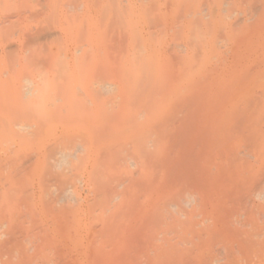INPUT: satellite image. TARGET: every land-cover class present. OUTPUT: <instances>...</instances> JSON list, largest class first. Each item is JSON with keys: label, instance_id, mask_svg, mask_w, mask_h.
Here are the masks:
<instances>
[{"label": "rangeland", "instance_id": "rangeland-1", "mask_svg": "<svg viewBox=\"0 0 264 264\" xmlns=\"http://www.w3.org/2000/svg\"><path fill=\"white\" fill-rule=\"evenodd\" d=\"M0 264H264V0H0Z\"/></svg>", "mask_w": 264, "mask_h": 264}, {"label": "bare ground", "instance_id": "bare-ground-1", "mask_svg": "<svg viewBox=\"0 0 264 264\" xmlns=\"http://www.w3.org/2000/svg\"><path fill=\"white\" fill-rule=\"evenodd\" d=\"M228 54H229V53H228ZM228 54H227V56H229ZM225 56H226V55H225ZM231 57H234V56H231ZM223 67H224V66H223ZM212 71H214V70H212ZM64 155H65V154H63V156H64ZM61 156H62V155H61ZM178 179H179V178H178ZM180 179H181V177H180ZM204 188H205V187H204ZM196 195L200 196L199 194H196ZM192 197H194V196H192ZM192 197H191V198H192ZM206 197L211 198V196H209V195L206 196ZM206 197H204V198H206ZM196 198H197V197H196ZM198 199L201 201V198H200V197H199ZM204 201H206V200L204 199ZM204 201H203V202H204ZM190 202H191V201H190ZM203 202H202V203H203ZM206 202H207V201H206ZM208 202H209V201H208ZM208 202H207V203H208ZM194 203H195V200H194ZM198 203H199V204H198ZM198 203H197V201H196V204H198V206L196 205V208H198L199 205H201V207H202V204H200V202H198ZM204 204H205V202H204ZM204 204H203V205H204ZM189 205H190V204L188 203V205H186V207H188ZM210 205H211V204H210ZM191 206H192V205H191ZM191 206H190V207H191ZM193 206H194V205H193ZM204 206H205V205H204ZM204 206H203V207H204ZM207 206H208V205H206L205 207H207ZM176 208H177V207H176ZM176 208H175V209H176ZM184 208H185V207H184ZM196 208L194 209V211L196 210ZM207 208H208V207H207ZM182 209H183V208H182ZM182 209H181V210H182ZM188 209H189V208H188ZM199 209H200V208H198V210H199ZM202 209H203V211H204V208H202ZM179 210H180V209H179ZM179 210H178V211H179ZM199 211H200V210H199ZM179 212H180V211H179ZM182 212H183V211H182ZM185 212H186V211H185ZM197 212H198V211H197ZM206 213H207V212H206ZM186 214H187V216H186ZM178 215H179V214H178ZM180 215H181V217H183V218H184L185 216L188 217V212H186L185 215L182 214V213H180ZM198 215H200V214L197 213L196 216L198 217ZM189 216H190V215H189ZM191 216H192V215H191ZM183 218H182V219H183ZM182 219H179V220H182ZM184 220L187 221V218H185ZM190 220H191V218L189 219V221H190ZM194 220H195V219H194ZM182 221H183V220H182ZM187 222H188V221H187ZM184 223H185V222H184ZM185 224H186V223H185Z\"/></svg>", "mask_w": 264, "mask_h": 264}]
</instances>
